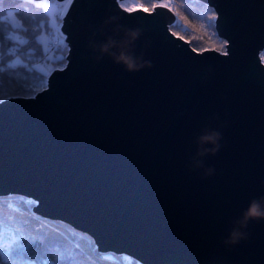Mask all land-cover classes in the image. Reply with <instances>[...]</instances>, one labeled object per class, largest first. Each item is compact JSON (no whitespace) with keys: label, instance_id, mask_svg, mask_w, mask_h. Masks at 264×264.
Segmentation results:
<instances>
[{"label":"water","instance_id":"1","mask_svg":"<svg viewBox=\"0 0 264 264\" xmlns=\"http://www.w3.org/2000/svg\"><path fill=\"white\" fill-rule=\"evenodd\" d=\"M205 1L226 51L175 35L169 6L71 0L64 65L0 100V195L143 264H264V0ZM212 130L219 151L198 156Z\"/></svg>","mask_w":264,"mask_h":264},{"label":"trees","instance_id":"2","mask_svg":"<svg viewBox=\"0 0 264 264\" xmlns=\"http://www.w3.org/2000/svg\"><path fill=\"white\" fill-rule=\"evenodd\" d=\"M55 2L59 1L0 0V100L8 96H32L44 88L50 72L38 66L44 58L49 57L53 67L64 65L65 52L51 48L54 54L61 53L48 56L39 38L53 26L46 4ZM158 2L129 0L128 5L150 11ZM168 6L175 14V20L169 24L175 35L190 41L197 50L226 51L227 39L217 30V12L212 5L205 0H169ZM34 204L27 196L0 195V246L6 232L21 229L45 238L48 255L41 259L53 264L68 258L71 264H143L124 252L98 250L90 236L63 220L34 211ZM0 264H11V258L0 255ZM37 264H41L40 259Z\"/></svg>","mask_w":264,"mask_h":264},{"label":"snow or ice","instance_id":"3","mask_svg":"<svg viewBox=\"0 0 264 264\" xmlns=\"http://www.w3.org/2000/svg\"><path fill=\"white\" fill-rule=\"evenodd\" d=\"M8 15L13 16V13L9 12ZM224 54L227 55V52ZM33 252L36 255H32ZM0 255L11 258V264H37V259L41 260V264H53L51 261L41 259L42 256L48 255L45 238L32 236L21 229H13L4 234ZM26 257L28 259H25ZM59 264H71V258Z\"/></svg>","mask_w":264,"mask_h":264},{"label":"clouds","instance_id":"4","mask_svg":"<svg viewBox=\"0 0 264 264\" xmlns=\"http://www.w3.org/2000/svg\"><path fill=\"white\" fill-rule=\"evenodd\" d=\"M131 36L132 39H135L136 36L138 35V32H132L129 34ZM108 45H103L101 47V52L106 53L108 52ZM99 59V57H98ZM117 62H122L125 64L126 69L128 71H137L140 68L147 66V67H151V62L150 61H144L142 64L137 65L135 63V61L128 55L126 54H121L118 57L115 58ZM220 139H222V134L219 131H205L204 134H202L201 136H199L197 138V142L198 145H200V148H198V156H204L207 155L209 153L211 154H215L216 152L219 151L221 145L219 143ZM206 144H211L213 145L212 148H207V147H203V145ZM196 166L197 167H202L203 166V160H197L195 161ZM214 173V169L213 168H208L206 170V174H213ZM259 204L257 202H253L252 205V211L254 212V214L256 215H261L262 213L259 211ZM247 214H245V217H243L240 221L241 226H246L247 223V219H246ZM243 233H241L238 229H234L230 235L229 241L226 242H232V243H236L239 241L240 238H242Z\"/></svg>","mask_w":264,"mask_h":264},{"label":"rangeland","instance_id":"5","mask_svg":"<svg viewBox=\"0 0 264 264\" xmlns=\"http://www.w3.org/2000/svg\"><path fill=\"white\" fill-rule=\"evenodd\" d=\"M70 2H71V0H61L60 1V5H59V2L58 3L55 2V3H50V4L47 3L46 4V9H47V11L50 14V23L53 26L59 27V28L61 27V18L63 17L65 12L67 11ZM128 2H129V0H119V4L121 6L123 5L122 7L127 8V9H133V8H129ZM168 3H169V0H159V2H158V4H161V5H164V6H168ZM39 38H40V41L43 44L44 51H45V53L48 56L52 57L55 54L60 55L61 52H59V51L55 52V54L53 53V51L51 49V48H53L52 42H51L52 38H51L49 33L43 32V33L40 34ZM64 41L65 40L63 38V43H64ZM64 45H65V47L63 49H61V50L64 51L65 55H66V53L68 51V45H67L66 41H65ZM38 66L41 69H45L47 71L49 70L50 72L54 68H58V67H53L52 66V61H51V59H49V57L44 58L43 60H41L38 63Z\"/></svg>","mask_w":264,"mask_h":264},{"label":"built area","instance_id":"6","mask_svg":"<svg viewBox=\"0 0 264 264\" xmlns=\"http://www.w3.org/2000/svg\"><path fill=\"white\" fill-rule=\"evenodd\" d=\"M49 34L52 38L51 42H52L53 48L63 49L65 47L64 45L65 41L63 43L64 34H62V32L60 31L58 27L52 26L49 29ZM260 57H261L262 62L264 63V50L260 52Z\"/></svg>","mask_w":264,"mask_h":264},{"label":"flooded vegetation","instance_id":"7","mask_svg":"<svg viewBox=\"0 0 264 264\" xmlns=\"http://www.w3.org/2000/svg\"><path fill=\"white\" fill-rule=\"evenodd\" d=\"M157 4V3H156ZM154 6V5H153ZM151 10H153V7H152V9Z\"/></svg>","mask_w":264,"mask_h":264}]
</instances>
